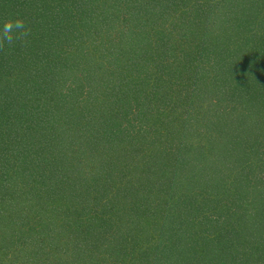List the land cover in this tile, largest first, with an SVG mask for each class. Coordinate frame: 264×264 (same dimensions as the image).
Listing matches in <instances>:
<instances>
[{
  "label": "rangeland",
  "instance_id": "374dc122",
  "mask_svg": "<svg viewBox=\"0 0 264 264\" xmlns=\"http://www.w3.org/2000/svg\"><path fill=\"white\" fill-rule=\"evenodd\" d=\"M206 1H198L205 16L208 11L203 25L190 22L191 34L187 24L171 33L191 47L183 57H170L179 68L186 58L202 62L198 90L193 80L182 85V79L158 75L156 62L147 78L144 66L128 62V54L124 66L125 59L117 57L123 44L117 45L119 27L111 35L102 28L108 0L96 7L93 37L81 35L59 47L60 33L51 30L38 43L35 53L51 60L56 91L76 104L75 113L66 117L63 111L47 127L36 117L27 132L33 136V157L27 159L18 154L24 134L15 130L19 125L0 132V217L8 222L0 264H23L36 256L28 255L31 248L11 227L13 219L21 226L32 218L56 224L41 259L30 261L35 264H207L211 257L216 264H264V253L257 252L264 245V219L255 217L258 202L245 203L264 190V131L256 127L264 125V98L250 91L264 68L245 63L264 40V0H210V10ZM44 3L60 8L53 7L57 0ZM198 43L211 50L196 51ZM236 63L250 88L247 95L236 92L241 101L226 87L237 78L238 72L227 71ZM17 118L29 121V115ZM114 120V133L98 137L99 128ZM241 142L258 153L246 152L238 167L233 155ZM38 145L44 147L34 153ZM241 188L250 199L239 201Z\"/></svg>",
  "mask_w": 264,
  "mask_h": 264
},
{
  "label": "trees",
  "instance_id": "16d2710c",
  "mask_svg": "<svg viewBox=\"0 0 264 264\" xmlns=\"http://www.w3.org/2000/svg\"><path fill=\"white\" fill-rule=\"evenodd\" d=\"M40 1L41 0H0V20L7 16L20 17L29 30V35L25 39L16 41L11 46L6 45L0 48V132H3L5 128L10 129L19 125L15 130L21 129L24 134L22 138L23 142L20 143L18 148V154L22 155L24 159L33 157L31 153L33 149V136H30L27 132L31 130L36 117L39 118L42 127L52 126L58 114L66 111V117L67 115L70 117L71 113H75L74 108L76 107V104H73L72 101H67V95L65 93L56 91L57 86L54 82V72L51 69L52 62L50 59L47 60L43 58L41 54L35 53L38 48L37 46H39L38 43L41 44L42 39H44L46 35L47 37H51L49 34L54 33L51 30L55 32L59 31L60 33V38H58L57 41L55 40V46L58 45L59 47H64L76 41L81 35L82 38L88 35L93 37L97 33L94 28L98 23L94 15L98 11L96 7H98L100 3L101 6H103L106 2V0H102V2L100 0H57L58 4L52 6L54 8H59L60 6L58 11L51 10L49 7L50 5L45 3L43 5L40 4ZM108 1L111 2V8H109V11L106 13H104L105 10L102 8V28L105 32H108V35L109 33L111 35L113 34L111 32L112 29L119 27L122 42H119L117 45L123 44L119 48L120 51L117 57L125 59L124 66L128 64L126 63V55L128 54V62L133 60L138 64V68H140L141 65L144 66V71L146 70L145 76L147 78L149 76V67L152 63L156 62V67L160 70L158 75L164 77L166 75L163 73H165L168 75L166 76L168 78L174 80L182 79L179 82L182 85L191 84L190 82L193 80L195 83L194 85H196L195 89L198 90L196 82L202 77V71L199 70V68H202V62H197V58H186L185 66L179 68V64H175L170 57L173 55L174 59L183 57L186 51L185 48H191L189 45L183 46V42H176L171 36L172 31L177 28H182V25L187 24L185 32L186 34H191L194 28L189 26L190 22L200 26L204 24L205 17L207 20L208 11L205 16V11L201 10L202 4L198 2L199 0ZM205 3L209 10L214 7L211 6L210 0H207ZM101 6H99L98 9H101ZM190 12L194 13L192 18L188 16ZM49 14H51L49 20L38 21V16H47ZM29 15L32 16L31 19L34 21L27 19ZM44 21L47 22L43 24ZM214 23L215 21L212 22V24ZM44 30H46L47 33ZM177 33V35L187 36L185 33ZM198 38L205 41L204 37L199 36ZM203 44L204 43H198L195 45L194 48H196V51L198 48L208 51L211 50L208 44ZM260 44L262 46L259 48V53H252V55L256 54L257 58H253L252 55L245 57L246 65L250 67L254 65L255 68H264V40ZM16 48L18 51L14 50ZM219 49L220 50L217 51H222L223 48L221 49L219 47ZM55 56L57 57V55ZM218 67V71L226 72V68L223 65H219ZM240 70L237 63L233 67H228L227 71H236L238 74L237 78L233 76L235 79L229 81V85L226 87L228 88V93H230L233 98H239L241 101V97L236 95V92L246 91L245 94L247 95L250 88L244 86L247 82H244L246 73L243 70L240 72ZM16 72L19 75H23V78L16 80V77L13 76ZM7 73H10V78L2 81L3 75ZM171 73L173 75H171ZM184 74H187L186 78L183 76ZM262 74L263 75L259 78L261 83L258 82L257 85L254 84L255 86H252V83L250 84L252 88L250 91L253 92V97H258L256 95L257 92L264 98V94L262 93L264 92V72H262ZM155 78L157 80L160 79L159 76ZM1 82H5V84L2 85ZM19 85L20 89L18 87ZM236 96H238V98ZM23 115H25V119L29 115L28 122H18L17 117ZM261 115L264 117V113ZM113 125H117L115 120L111 124H106L103 129L100 127L99 131H97L99 134L98 137L102 138V136L112 135L114 133L112 130ZM120 126L121 124L119 127ZM256 127L264 131L263 124ZM69 131H75V128L69 127ZM77 134L79 135L82 133L77 129ZM232 138V142L237 141L236 135ZM234 143L236 144V142ZM257 144H260V142L258 141ZM240 145L241 148L236 149L233 155L234 166L238 167H242L241 164L243 160L240 161V159L247 155L246 152L251 155H256L258 153L254 152L255 150L253 151L252 146L248 149L242 142ZM260 145L263 146L262 144ZM43 147L44 146L40 147V145H38L33 152L40 153ZM182 157L184 156L182 155ZM52 159L54 161V166L57 167L56 163H58V159ZM175 161H177V159H175ZM35 168L36 165H33V170ZM241 193L242 195L238 198L239 201H243L247 199V197L249 198L248 192L244 188H241ZM250 195L254 197H252V200L249 198L250 200H247L245 203L252 207V203L258 202L259 209L255 210V217L257 220H260V218L264 219V190L262 195L261 193ZM3 219V217H0V241L8 229V222ZM16 221L15 219L12 220L11 227L13 226L14 230L17 231V235L23 240L24 246L31 248L28 255L32 253L36 255L32 259L25 260L23 264H35V262L30 261H38L41 259L40 253L42 252V246L46 244L45 242L50 236L49 231H53L55 229L53 226L56 224L51 223V225H47L45 223H40L37 218H32L31 221H22L21 226H17L15 225ZM15 227H17V229H15ZM57 235H59V233ZM15 242L18 243L19 241ZM257 252L260 254L264 253V245L261 247L260 251ZM40 264H42L41 261ZM207 264H216V262L212 260L211 257L210 261H207ZM260 264H262V262Z\"/></svg>",
  "mask_w": 264,
  "mask_h": 264
},
{
  "label": "clouds",
  "instance_id": "9594fccd",
  "mask_svg": "<svg viewBox=\"0 0 264 264\" xmlns=\"http://www.w3.org/2000/svg\"><path fill=\"white\" fill-rule=\"evenodd\" d=\"M29 35V30L20 17L7 16L0 20V48L11 46Z\"/></svg>",
  "mask_w": 264,
  "mask_h": 264
}]
</instances>
